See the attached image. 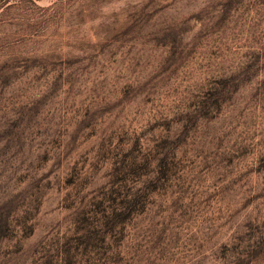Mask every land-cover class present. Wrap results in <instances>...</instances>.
I'll return each instance as SVG.
<instances>
[{
	"label": "rangeland",
	"instance_id": "obj_1",
	"mask_svg": "<svg viewBox=\"0 0 264 264\" xmlns=\"http://www.w3.org/2000/svg\"><path fill=\"white\" fill-rule=\"evenodd\" d=\"M0 264H264V0H0Z\"/></svg>",
	"mask_w": 264,
	"mask_h": 264
}]
</instances>
